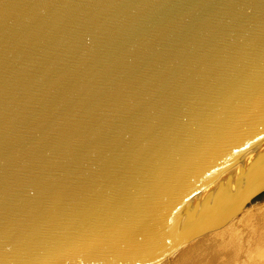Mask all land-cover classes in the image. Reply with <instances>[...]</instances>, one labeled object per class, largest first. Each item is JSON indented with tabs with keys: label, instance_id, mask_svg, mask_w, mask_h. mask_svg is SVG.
I'll return each mask as SVG.
<instances>
[{
	"label": "water",
	"instance_id": "water-1",
	"mask_svg": "<svg viewBox=\"0 0 264 264\" xmlns=\"http://www.w3.org/2000/svg\"><path fill=\"white\" fill-rule=\"evenodd\" d=\"M264 193V0H0V264H158Z\"/></svg>",
	"mask_w": 264,
	"mask_h": 264
},
{
	"label": "bare ground",
	"instance_id": "bare-ground-1",
	"mask_svg": "<svg viewBox=\"0 0 264 264\" xmlns=\"http://www.w3.org/2000/svg\"><path fill=\"white\" fill-rule=\"evenodd\" d=\"M206 235L201 237L202 240L195 239L198 240V242H195L196 244H193L194 246L186 248V250L182 252L185 254L181 255L182 253H180L181 257L180 260H178L183 263L185 256L186 258H188L189 255L191 256L193 254L199 258V256L203 255L201 254V252H203V249L207 251L206 248H209L211 246L212 249H209H214V252L223 254H219L220 256L215 258L213 257V255L209 260L210 255L208 256V254L210 253L208 252L206 254L208 256L207 259H205L206 257L203 256L205 257L204 260L208 261L207 264H264L263 207L255 208L254 210H252L251 207H246L243 211H241V213L236 215L223 227L212 231L209 235L210 237H207V240L203 241V238L206 237ZM190 242H193V240ZM188 243L186 245H189ZM186 245L184 243V246ZM183 247L179 248L185 249ZM178 249L176 252L182 251H178ZM214 252L213 254H215ZM203 253L205 254V252ZM180 255H178V257ZM202 258L200 260H202ZM174 260H170L171 263L173 262L174 264L176 262V259L174 258ZM196 260H193L192 262ZM202 261L200 262L202 263ZM206 261H203V264H206ZM197 263L200 264L199 262Z\"/></svg>",
	"mask_w": 264,
	"mask_h": 264
},
{
	"label": "rangeland",
	"instance_id": "rangeland-1",
	"mask_svg": "<svg viewBox=\"0 0 264 264\" xmlns=\"http://www.w3.org/2000/svg\"><path fill=\"white\" fill-rule=\"evenodd\" d=\"M249 207H251L252 208V210H254L255 208H259V207H263L264 208V193L262 194V195H260L259 197H257L255 200H253L249 205H248V208ZM212 232V231H211ZM211 232H208V234L207 233H205L204 235H201L200 237H198V238H195V239H200V240H202L201 239V237H203V236H205L206 234V237H204L203 239V241H205V240H207L206 238L207 237H210L209 235L211 234ZM212 237V236H211ZM195 239H193V242H190L189 241V243L188 242H186L185 243V245L188 243L189 245H186V246H184V244H182L181 246H180V248H182L183 246V248H185V249H178V251H180V250H182V251H180V252H176V251H174V253H171V255L170 256H168L167 258H165L164 260H162L160 263H158V264H173V262L171 263V261L170 260H174V258L176 259V264L178 263H180V264H194L195 262V264H198L197 262H199L200 264H203V261H206V260H204V258L205 259H207V257L209 256V260L212 258V256L215 258V257H218V256H220V255H222L221 253H216V252H214V249L213 250H211L212 249V247L210 246L209 248H211V249H209V248H206V250L207 251H205L204 249H203V252H205V254L203 253V252H201V254H203L202 256H199V258L197 257V256H195L194 254L193 255H189V257L188 258H186V256H185V262H184V260H183V263L182 262H180L179 260H180V257H181V255H183V254H185V253H182L183 251H185L186 250V248H189V247H191V246H194L193 244H196L195 242H198V240H195ZM192 241V240H191ZM210 250V251H209ZM202 251V250H201ZM210 253V254H208V256L206 255L207 253ZM213 252L215 253V254H217V255H215V254H213ZM175 253H177V254H175ZM180 253H182L181 255H180ZM173 254V255H172ZM220 254V255H219ZM178 255H180L179 257H178ZM176 256V257H175ZM195 256V257H194ZM203 256H205V257H203ZM202 258V260H200L201 258ZM194 258V259H193ZM196 258H197V260H196ZM179 259V260H178ZM187 259V260H186ZM196 260V261H194V262H192L193 260ZM198 260H200V261H202V263L200 262V261H198ZM175 261V260H174ZM189 261H191V262H189ZM207 262L208 261H206V264H207ZM174 263V264H175ZM205 263V262H204Z\"/></svg>",
	"mask_w": 264,
	"mask_h": 264
}]
</instances>
